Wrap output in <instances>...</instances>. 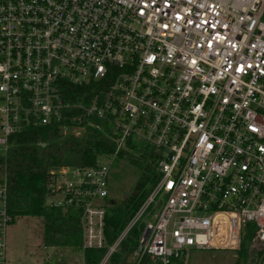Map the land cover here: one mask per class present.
<instances>
[{"label": "built area", "instance_id": "obj_1", "mask_svg": "<svg viewBox=\"0 0 264 264\" xmlns=\"http://www.w3.org/2000/svg\"><path fill=\"white\" fill-rule=\"evenodd\" d=\"M51 125L114 142L95 167L51 171L50 205L81 212L82 264L86 250L107 264L134 228L129 264L191 250L264 264V0H0V154ZM144 153L155 183L108 244L111 164ZM11 223L4 178L0 264Z\"/></svg>", "mask_w": 264, "mask_h": 264}, {"label": "trees", "instance_id": "obj_2", "mask_svg": "<svg viewBox=\"0 0 264 264\" xmlns=\"http://www.w3.org/2000/svg\"><path fill=\"white\" fill-rule=\"evenodd\" d=\"M113 150L114 142L96 128L87 127L79 136L64 135L58 125L21 129L10 139L7 153L0 154V181L7 178L8 213L12 223L20 217L41 218L44 246L81 251V212L73 209L64 211L47 203L51 193V171L62 166L95 167L103 155ZM147 155L128 156L133 163L143 166L144 173L134 194L126 202L110 201L105 228L108 244L116 240L155 183L154 156L148 159ZM141 232L142 229L134 228L122 248L112 255L107 264H129L127 260L138 248ZM104 254L105 250H86L84 264H99ZM241 254L247 257L246 251ZM140 264H150L149 258L145 257ZM178 264H184V260Z\"/></svg>", "mask_w": 264, "mask_h": 264}, {"label": "rangeland", "instance_id": "obj_3", "mask_svg": "<svg viewBox=\"0 0 264 264\" xmlns=\"http://www.w3.org/2000/svg\"><path fill=\"white\" fill-rule=\"evenodd\" d=\"M141 146L145 142L141 141ZM136 156V154H134ZM144 173L143 166L130 158L113 161L109 173L108 200L126 202ZM50 204V200L47 199ZM43 238V219L20 217L6 231V264H82L83 254L71 248L46 247ZM248 256L232 250H191L184 257V264H249Z\"/></svg>", "mask_w": 264, "mask_h": 264}]
</instances>
